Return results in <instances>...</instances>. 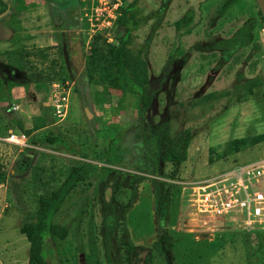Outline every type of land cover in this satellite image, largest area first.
I'll return each mask as SVG.
<instances>
[{
	"label": "rangeland",
	"instance_id": "rangeland-1",
	"mask_svg": "<svg viewBox=\"0 0 264 264\" xmlns=\"http://www.w3.org/2000/svg\"><path fill=\"white\" fill-rule=\"evenodd\" d=\"M139 5L146 21L135 40L144 47L150 85L158 90L147 114L149 126L165 147L190 138L179 177L170 178L172 186H158L153 193L159 208L156 220L174 239L173 263L257 264L264 256V228L202 221L190 206L187 194L191 190L184 189L183 182L207 178L264 155V140L258 141L264 135V86L252 93L240 88L244 81L264 76V17L259 4L257 0H139ZM18 7L0 22V136L24 132L34 147L19 150L0 142V264H27L28 241L19 232L20 224L34 219L37 196L55 188L69 165L82 162L98 167L75 187L56 215L55 221L65 225L69 235L64 240L46 239L51 249L47 263L78 264L79 253L84 252L89 264H110L101 237L104 202L115 195L121 206L128 207L137 201L143 184L153 182L136 179L131 183L132 176L103 170L106 163L31 139L43 131L67 138L81 135L91 150H103L112 158L111 167L133 173L107 150L110 142H120V135L130 141L139 118L129 105L117 103L116 92L106 103H95L94 89L77 82L89 53V30L81 24L78 29L66 28L64 18L44 0H22ZM76 12L79 15L82 7ZM188 13L190 32L181 34L174 21ZM251 20L252 37L246 46L233 54L214 46ZM170 56L173 61L165 73ZM17 59L23 63L22 70ZM60 70L72 72L74 78L48 81L47 76L58 77ZM12 82L19 85L10 87ZM54 82L70 88L64 119L52 105L53 94L61 90ZM227 90L230 93L210 96ZM85 107L92 113L90 119ZM115 244L123 257L124 246ZM145 251L144 244L137 245L132 263H141Z\"/></svg>",
	"mask_w": 264,
	"mask_h": 264
},
{
	"label": "trees",
	"instance_id": "trees-1",
	"mask_svg": "<svg viewBox=\"0 0 264 264\" xmlns=\"http://www.w3.org/2000/svg\"><path fill=\"white\" fill-rule=\"evenodd\" d=\"M44 1L50 5L57 16L64 18L66 28H79V15L76 12L80 4L79 0L73 4L62 0ZM21 2L22 0H0V22L11 14L12 8L17 10ZM259 14L261 15L260 11ZM145 21L146 15L139 5V0H132L123 7L109 31L111 40L104 34L97 33L88 41L89 53L85 57L83 70L77 78V82L81 81L87 88L94 89L95 103H106L110 100L111 93L116 92L119 105H129L135 110L139 123L131 129L130 141L127 142L125 136L120 135V138L122 137L120 142H110L109 150H107L109 155L112 154L118 158V163L132 168L135 172H122L120 169L111 167L112 158L104 154L103 150H91L87 143L80 140L81 135L78 134L67 138L58 133L43 131L31 139L32 142L44 147L106 163L107 166H103V170L126 175V177L132 176L131 183L136 179L139 181L149 179L153 182L154 192L150 184H143L144 188L140 191L137 201L128 207L121 206L115 199V195L104 202L101 237L110 264H120L121 254L115 244L117 241L125 249V254L120 258L123 259L124 264H174L172 257L174 239L156 220V217H159L157 214L159 208L153 193L158 186H162L163 189L166 185L172 186L170 178L179 177V166L187 159L190 138L186 137L165 147L160 144L158 135L149 126L147 114L153 107L158 90L150 85L147 63L143 55L144 47L137 45L135 40L136 31ZM191 23L192 17L188 13L174 21V27L181 34H188ZM252 29L253 21L251 20L244 23L230 37L217 41L214 46L225 54H233L251 41ZM172 61L173 57L170 56L164 64L163 72L167 73ZM16 64L18 69L24 68L23 63L18 59ZM55 75L58 77L47 76L46 78L50 82L55 78L62 82L74 78V74L69 71L60 70ZM18 85L12 82L10 87ZM262 86H264V76H258L240 84V88L249 93ZM76 88L74 87V90L77 91ZM228 93H230L229 90L220 94L212 93L210 96L217 98ZM262 140L264 135L259 137L258 141ZM97 167L96 163L89 162L71 164L63 180L55 188L37 196L34 219L26 220L19 226V232L28 241L27 264H48L47 256L51 249L46 239L64 240L68 237L69 230L65 225L57 223L55 217L75 187L89 178ZM139 244L145 245V254L141 263L136 261L132 263L137 256L136 247ZM86 263L89 264L88 261ZM257 264H264V256L259 258Z\"/></svg>",
	"mask_w": 264,
	"mask_h": 264
},
{
	"label": "built area",
	"instance_id": "built-area-1",
	"mask_svg": "<svg viewBox=\"0 0 264 264\" xmlns=\"http://www.w3.org/2000/svg\"><path fill=\"white\" fill-rule=\"evenodd\" d=\"M132 0H79L82 7L79 22L89 30V40L103 32L111 40L110 29L120 15V10ZM81 21H85L81 23ZM88 43V42H87ZM61 87L54 93L52 105L55 114L65 118L69 109L70 88ZM0 142L11 144L19 150L33 148L24 132L8 131ZM188 200L202 221H224L243 228H264V155L255 160L238 163L207 178L183 182Z\"/></svg>",
	"mask_w": 264,
	"mask_h": 264
},
{
	"label": "water",
	"instance_id": "water-1",
	"mask_svg": "<svg viewBox=\"0 0 264 264\" xmlns=\"http://www.w3.org/2000/svg\"><path fill=\"white\" fill-rule=\"evenodd\" d=\"M259 7L261 9V12L263 14L264 17V0H257ZM85 111V115L88 119H90L92 117V113L88 110V108H84ZM78 264H87L86 263V259H85V254L84 252H80L79 256H78Z\"/></svg>",
	"mask_w": 264,
	"mask_h": 264
}]
</instances>
